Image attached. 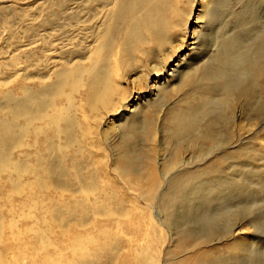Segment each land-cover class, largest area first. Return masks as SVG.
I'll list each match as a JSON object with an SVG mask.
<instances>
[{"label":"rangeland","instance_id":"1","mask_svg":"<svg viewBox=\"0 0 264 264\" xmlns=\"http://www.w3.org/2000/svg\"><path fill=\"white\" fill-rule=\"evenodd\" d=\"M260 24L264 0H0V264H152L148 252L161 264L170 253L226 250L229 240L189 250L171 235L204 224L174 183L241 145L263 169L264 94L257 104L236 98L233 121L203 152L199 138L168 137L165 119L185 104L181 76L232 34L247 44ZM229 159L197 174L237 178L244 159ZM250 187L264 192V180ZM261 198L256 229L234 233L264 254ZM165 207L172 215L160 224Z\"/></svg>","mask_w":264,"mask_h":264},{"label":"bare ground","instance_id":"2","mask_svg":"<svg viewBox=\"0 0 264 264\" xmlns=\"http://www.w3.org/2000/svg\"><path fill=\"white\" fill-rule=\"evenodd\" d=\"M240 15L242 18L247 13L244 10ZM244 18L247 19V16ZM223 45L226 50L221 49V53L210 59V63H206L199 69H190L188 73L181 76L180 88L187 87L189 90L185 92L183 98L185 104L180 108L173 107L165 119L168 137L175 139L178 144L189 139L187 144L190 146L194 137L199 138V141L194 144L198 153L203 152L204 147L211 140L219 139L223 127L227 129L228 124L233 121L232 118L230 119V113L233 112L236 98L244 104H257V102L252 103L255 96L264 94V24L262 26L260 24V28L247 44L238 43L236 36L232 34ZM164 66L167 68L173 64L168 61ZM243 71L246 75H241ZM261 111V109L258 111L256 117L258 121H262L261 126H264V114L262 115ZM121 137L127 139L130 136L125 133ZM219 145L222 146V142H219ZM241 146L237 152H234L236 154L225 152L220 155L217 162L210 163L204 171L185 172L184 175L177 177L174 183L175 188L183 193L178 200L184 207H190L189 204L194 201L192 207L204 224L198 232L179 226L172 231L171 235H178L179 241L189 250L193 246L199 247L211 241L229 240L226 250L223 247L207 248L201 251L196 248L191 250V255L188 256L185 253L182 254V251H187L184 249L180 251L184 258L178 257L177 253H170L171 258L161 259V264H168V261H172L170 264H259L256 259L264 255L262 248L258 246L260 251L256 246L254 250L251 249L247 246V242H241L234 233L236 227L242 224L256 229L257 221L253 215V208L257 206L260 199L262 200L261 194L264 197V192H260V188L250 187L251 184H259L262 179L264 180V167L261 169L256 163L255 150L249 151ZM230 157L244 159L242 164L236 163L240 172L237 178L234 175H229L228 178L225 176L203 178L201 174H197L201 172L216 174L220 167L217 163H223L226 166ZM172 165L178 166L177 162L172 161L167 169H171ZM214 200L218 207L210 212L207 208ZM165 215L164 221L156 215L160 224H164L165 220L172 215L169 207H165ZM217 224H223V230L218 229L215 226ZM148 254L152 264H158L159 259L152 257V252ZM145 260V258L142 259V261Z\"/></svg>","mask_w":264,"mask_h":264}]
</instances>
